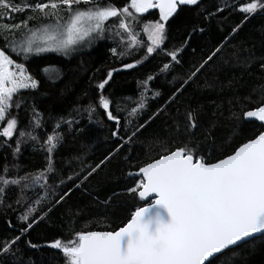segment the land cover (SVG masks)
Listing matches in <instances>:
<instances>
[{
	"label": "trees",
	"instance_id": "1",
	"mask_svg": "<svg viewBox=\"0 0 264 264\" xmlns=\"http://www.w3.org/2000/svg\"><path fill=\"white\" fill-rule=\"evenodd\" d=\"M129 1L101 3L123 9ZM47 2L12 0L23 10L4 13L0 24L21 23L29 16L35 17L30 26L47 23L28 7ZM248 2L201 0L199 6H178L166 22L163 43L150 55L143 29L158 20L156 8L127 17V31L119 25L116 29L118 22L110 20L92 43L70 54L50 52L27 59L11 54L38 86L15 93L0 123L1 131L7 119L17 120L12 137L0 132V177L19 181L2 194L0 241L20 234L26 227L20 217L30 208L35 211L29 222L34 217L36 223L18 241V251L0 255V264H66L62 250L51 248V243L73 241L79 232L114 231L143 206L138 194L129 191L139 183L140 167L186 144L214 163L263 131L259 123L243 117L264 104V12L246 19L239 7ZM23 32L16 31L15 38L21 39ZM129 32L135 42L131 36L127 39ZM117 33L126 39L118 41ZM130 42L134 45L128 48ZM0 49L11 51L2 38ZM127 63L137 66L124 70ZM165 64L170 66L166 70ZM113 69L117 71L109 84L99 90L97 85ZM101 95L119 124L107 119ZM90 108L95 111L90 113ZM189 113L196 128L189 126ZM140 125L144 127L132 136ZM56 133L62 139L51 154L49 172L46 140ZM92 168L96 171L89 176ZM41 173L44 179L33 184ZM216 264H264V234L219 254Z\"/></svg>",
	"mask_w": 264,
	"mask_h": 264
},
{
	"label": "snow or ice",
	"instance_id": "2",
	"mask_svg": "<svg viewBox=\"0 0 264 264\" xmlns=\"http://www.w3.org/2000/svg\"><path fill=\"white\" fill-rule=\"evenodd\" d=\"M200 2L201 0H131V8L136 13H146L153 8L159 10L162 22L145 28L151 40L147 54H152L163 43L164 22L177 13L178 6H199ZM28 7L33 12H40L44 20L49 22L30 26L28 21L35 17L29 16L21 23L0 24V38L6 48L11 49L10 52L0 49V121L6 119L15 93L20 89H35L38 86L37 81L26 74L24 65L14 62L12 53L17 56L23 54L25 59L33 53L68 54L93 33H103L105 23L110 18L123 17L119 28L127 31L128 25L124 20L132 15L127 6L121 10L112 5L102 6L98 0H48L47 3H36ZM22 10L12 0H0V18L4 13L10 15L12 11ZM239 11L246 14V19L258 11L264 12V0H251L242 4ZM61 12L66 19L60 15ZM21 28L24 29L22 38L16 39L15 33ZM129 35L135 42L134 34L129 32ZM219 51L218 48L208 60ZM170 56L173 61L177 59L175 52L170 53ZM13 66L15 70H12ZM136 66L135 63H127L123 65V69L130 70ZM169 67L165 64L163 69ZM114 71L117 70L108 71L107 78L97 85L99 90H104L109 84ZM192 75L195 76L196 73ZM148 79L152 80L153 77L149 76ZM99 104L105 110L107 119L119 124V119L109 111V100L101 95ZM89 111L94 112L95 108H90ZM243 117L245 122L258 121L259 127L264 128V104L243 113ZM189 120L191 128L198 126L192 113H189ZM16 127L15 118L7 119L2 135L12 137ZM142 127L144 125H140L132 136ZM112 134L116 136L117 132ZM20 135L24 136L25 133L21 132ZM32 139L35 140L36 137L33 136ZM61 139L58 133L47 136L49 172L52 171L51 154ZM131 139L129 137V141ZM16 151H19V147ZM95 171L96 168H92L88 175ZM138 175L139 183L129 191L138 194L139 199L146 201L147 206L138 207L126 226L118 231L79 232L73 241L62 244L60 240H56L51 243V248L62 250L66 264H216L219 254L224 250L246 243L256 234H264V131L217 162H206L205 157L198 154L197 148L186 144L140 167ZM42 179L43 173L35 176L32 183ZM9 184H19V181L0 177V203H3L2 194ZM66 195L64 193L60 196L56 203ZM153 195L154 199L148 201ZM34 211L30 208L20 217L26 227L20 230L19 235L0 241V255L14 254V250H19L18 241L36 223L34 217L29 222ZM29 246L37 247L31 242Z\"/></svg>",
	"mask_w": 264,
	"mask_h": 264
},
{
	"label": "rangeland",
	"instance_id": "3",
	"mask_svg": "<svg viewBox=\"0 0 264 264\" xmlns=\"http://www.w3.org/2000/svg\"><path fill=\"white\" fill-rule=\"evenodd\" d=\"M101 1H102V0H98V2H99L102 6H108V4H102ZM126 6L129 8V11L132 13V15H131V16H128V17H130V18H136V17H138V16L141 15V13H136L135 10L131 8V0L129 1V3H128ZM126 6H125V7H126ZM121 10H122V9H121ZM142 14H144V13H142ZM60 15H61L62 17H65V19H66V16H65V14H64L63 12H61ZM112 19H113V20H116V21L118 22V23H117V27H116V29H117V28H118V25L120 24L121 19H123V17H121V18L113 17V18H110L109 21L112 20ZM109 21H107V22L105 23V26L107 25V23H108ZM124 22L127 24V22H126L125 20H124ZM156 22H162V21H160V15H159V18H158L157 21L149 22L148 24H146V25L144 26V29H143V32H144L145 37H146V41H148V42L150 43V46H151V40L149 39L148 32L145 31V28L148 27V26H150V25L153 24V23H156ZM164 23H165V34H164V39H165V37H166V22H164ZM127 25H128V24H127ZM128 29H130V28L128 27ZM122 30H123V29H122ZM131 33H132V32H131ZM97 36H98V33H93L92 36H91L90 38H88L85 42H83V43L77 45V46L75 47V49L72 50V51H70L68 54L74 52L77 48H82V47H85V46L89 45L90 43H92V42L96 39ZM129 38H130V35H129V33H128L127 39H129ZM115 39H117L118 41H121V40H124V39H126V38L124 37L123 34H116V35H115ZM135 41H136V38H135ZM163 41H164V40H163ZM133 45H134V43H133V42H130L129 45H128V48H131ZM160 46H161V45H160ZM47 53H50V52H47ZM54 53H57V52H54ZM41 54H44V53H41ZM58 54L66 55V54H64V53H58ZM22 55H23V54H22ZM31 55H36V54H35V53H33V54H29V56H31ZM135 64H136V63H135ZM12 70H15V69H14V66H13V69H12ZM1 122H2V121H0V123H1ZM5 127H6V125H5ZM0 132H3V128L1 129Z\"/></svg>",
	"mask_w": 264,
	"mask_h": 264
},
{
	"label": "water",
	"instance_id": "4",
	"mask_svg": "<svg viewBox=\"0 0 264 264\" xmlns=\"http://www.w3.org/2000/svg\"><path fill=\"white\" fill-rule=\"evenodd\" d=\"M157 9V8H156ZM158 10V9H157ZM158 12H159V10H158ZM252 110H254V109H252ZM247 112V111H246ZM257 123H259L260 124V122H258V121H256ZM263 131H264V128H263ZM255 138V137H254ZM247 142V141H246ZM232 154V153H231ZM230 154V155H231ZM225 158V157H224ZM159 159V158H158ZM223 159V158H222ZM154 161V160H153ZM152 161V162H153ZM217 162V161H216ZM151 163V162H150ZM139 197V196H138ZM152 199H154V195L152 196V197H149L148 198V201H151ZM141 201V200H140ZM142 203H143V206H141V207H144V206H147V204H146V201H141ZM134 213V212H133ZM132 216V215H131ZM130 219H131V217H130ZM129 219V220H130ZM129 220L122 226V227H124V226H126V224L129 222ZM122 227H119L118 229H116V230H114V231H112V232H115V231H118L120 228H122ZM260 235H262V234H256V236L255 237H258V236H260ZM254 237V238H255ZM253 239V238H252ZM224 251H226V250H224ZM223 251V252H224Z\"/></svg>",
	"mask_w": 264,
	"mask_h": 264
}]
</instances>
